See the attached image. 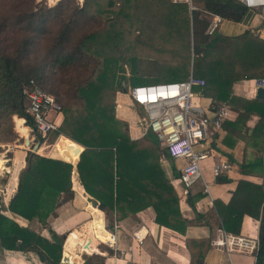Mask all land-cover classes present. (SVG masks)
I'll list each match as a JSON object with an SVG mask.
<instances>
[{
	"label": "trees",
	"instance_id": "1",
	"mask_svg": "<svg viewBox=\"0 0 264 264\" xmlns=\"http://www.w3.org/2000/svg\"><path fill=\"white\" fill-rule=\"evenodd\" d=\"M11 1L6 0V3L11 4ZM21 1L18 0V3ZM100 1L84 0L81 4H76L72 11L73 16L69 14L68 20H65L63 13L59 15L56 32L49 31L48 20L61 4L69 3V0H62L56 6L42 5L38 8L18 10L13 17L8 15L1 17L0 143H20L23 141L22 138L31 139L28 126L32 127L33 123L32 118L25 112V96L22 92L30 80L52 94L60 103L65 91L56 86L59 84V75L68 73L73 67L88 66L86 55L89 54L93 42L91 40H94L95 34L86 35L73 44L72 22L75 18L80 19L91 14ZM118 1L121 4L133 1L143 4V15L146 16L149 27H152L153 22L167 28L174 37L173 32L182 39L185 38L187 41L185 51L177 56L171 52L181 65L188 66L187 69L180 70L183 72L176 74L172 72L171 75L180 78L175 80L186 79L191 71L189 69L191 54L188 46L192 33L193 75L204 78L210 92L211 89H215L214 97L219 101H226L231 108H243L238 110L235 121L225 124L235 133H238L236 128L238 123H246V119L252 115L258 117L248 140L252 142L253 147L261 149L264 142V100L256 98L246 100L232 96L231 86L236 80L264 75V40L249 32L236 37L209 36L204 32L208 18H205L207 16L203 11L218 14L225 19L240 20L246 7L236 0H200L203 2L202 8L192 10L187 3H175L171 0H106V3L112 7ZM18 3L11 7L19 6ZM10 31L22 33L20 36H12L8 33ZM39 42L42 44L38 48ZM146 48L148 49H142L148 51L145 53L147 55L159 49L154 46ZM170 49L172 48L169 47L168 51ZM110 62L117 63L114 57H108L107 65L94 79L88 76L79 80L81 78L79 75L71 101L73 98L81 101V104L68 101L60 103L58 115L61 121L57 130L48 132L45 137L38 134L32 142L40 145L50 134L56 139L59 134H63L85 147L77 163L79 180L86 191L98 200V204L95 205L105 213L108 227L112 226L114 215L121 218L147 206L153 207L156 223L182 234L193 221L208 225L203 214L197 212L194 207L195 200L203 197L202 188L195 190L196 183L187 193L186 201L194 210V220L182 217L178 207V194L165 177L159 159L160 150L168 156L166 150L159 147L156 137L150 132L139 139H131L127 122L115 116L114 101L110 108L104 104V92L108 86L114 85L115 74L108 76L110 69H114L108 67ZM130 63L132 71L129 70L126 76L123 73V77L120 76L122 79L118 78L115 81L113 97L115 92L124 91L130 84L142 83L136 82L133 75L138 76L137 80L155 77H144L146 74L149 75L148 72L138 74L142 69L137 68L135 59L131 58ZM163 63L157 64V72L164 68ZM58 70L60 74L57 73ZM46 87L49 90H46ZM134 106L138 114L143 116L142 108ZM260 159L259 155L251 160L243 158L239 166L243 175L260 174L261 183L240 178L227 203L219 199L214 200L219 225L226 233L238 235L245 215L259 219L254 264H264V170L261 168ZM72 172L73 164L68 161L26 150L24 166L18 172L14 191L7 202V207L0 210L2 247L32 251L45 263L60 264L62 240L54 231H50L53 239L51 241L30 228L19 225L4 211L8 210L29 221L35 219L46 226L60 198L73 195ZM216 181L229 182L230 178L221 175ZM74 230L81 232L83 229ZM70 233L71 231L67 236H70ZM93 238L89 241L88 247ZM209 245V238H186L185 246L190 254L189 264H203ZM83 264L95 263L85 260Z\"/></svg>",
	"mask_w": 264,
	"mask_h": 264
},
{
	"label": "crops",
	"instance_id": "2",
	"mask_svg": "<svg viewBox=\"0 0 264 264\" xmlns=\"http://www.w3.org/2000/svg\"><path fill=\"white\" fill-rule=\"evenodd\" d=\"M192 2L196 7L193 0ZM202 6L203 4L200 5V7H196V9L202 8ZM203 12L209 19L210 14L212 13H208L206 11ZM245 32H249L254 36H258L259 39L264 40V15L261 14L258 10L246 7L245 13L240 20L223 18L217 31L213 35H220L223 37H236ZM254 79L255 78H247L234 81L231 86V95L246 100L254 99L256 93ZM211 90V93H214L213 95H215L216 91L213 92L215 89ZM216 101L226 102L219 101L218 99H216ZM114 102L115 116L118 119L127 122L130 138L136 140L143 136H146L148 132L144 133L143 126L135 121L136 118L137 120H139V116L135 111L134 104H132L126 92H115ZM228 107L230 110V115L223 124L222 132H220L217 136L215 148L221 153L222 157H225L231 162V169L226 175L228 178H230V181L218 182L213 177L212 182H207L205 180L209 186V192L212 202L209 203V197L204 193L203 197L196 199L194 202L195 210L203 214V217L207 220L208 225L193 221L186 227L185 232L182 234L176 230L156 223L155 211L151 206H147L135 213H129L121 218H117L114 215V220H116L119 224L114 243H110L109 241L107 243H100L98 240H94L96 241L95 246L93 244H90L89 249L84 251L81 248V244L77 245L75 242H71V239L73 240L74 237H71L70 239H68L69 236L67 237L66 240H70V243L65 244L64 252L73 251L78 255L77 260L73 257V255H69L73 264H83L85 260H90L95 264H189L190 254L185 246L186 238L210 239V245L204 256L203 264H228L229 261L234 264L229 254V250L231 249L236 254H250V264H254L256 250L255 247L258 244L259 219L257 220L253 217L245 215L241 223L240 233L238 235L229 234L220 227L219 216L214 206V200L216 199H219L223 203H227L230 200L232 192L235 190L237 181L240 178L248 179L257 183L262 182L260 174L257 173L255 175H243L241 174V169L239 166V163L243 160V158H245L246 160H251L257 155L260 156L261 149L258 150L253 147L252 142L248 140V137L250 136L252 128L254 127V124L256 123L258 117L252 115L251 117L246 119V123H238L236 127L238 133H235L225 124L229 121H235L238 115V110L243 108L239 106L238 109L231 108L230 106ZM55 121L58 125L61 121L59 115L55 117ZM60 135L63 136V134H59V136ZM68 138L71 139L70 137ZM71 140L80 146L79 149L77 148V150H74L73 147L68 150L70 156L76 159V161L69 159V161H71L73 164V172L71 176V189L73 191V195L71 197L63 196L62 198H60L59 204L55 209V212L49 217L46 226L42 225L35 219L29 221L23 217L9 212L8 210H5L4 213L9 215L19 225L28 227L51 241V232L54 231L59 236V238L61 237L63 244L65 237L70 231L71 233H75L77 230L74 229L76 228L80 230L85 229L84 225L88 221L90 222L92 220V210L93 208H96V210L98 209L102 213L103 227L106 231V236L108 235V240H112L111 235L113 234V221L112 226L108 227V221L105 213L100 210L97 205H95L98 204V200L86 191L85 187L79 180L77 163L80 157L78 156V153H80L84 146L73 139ZM58 143L59 142L56 143L55 148ZM29 144H32L31 139L29 140ZM20 146L18 145V148L22 151V148ZM25 152L26 150L24 151V155H19L20 160H18V163H20V166L17 165V160H13L12 162V171H14L15 167L18 166L16 174L15 176H13L11 181L14 182V188L17 182L18 172L24 166ZM209 161L211 164L212 159H210ZM160 163L163 168L165 177L170 181L169 183L174 187L178 194V207L181 216L188 220H194V210L186 201L187 195L182 196V194L180 193V186L178 184H175L176 182H172V180L175 179L177 175H179V169L183 165V161L172 160L167 156V160L160 159ZM261 168L262 170H264L262 163ZM196 183V187L199 186V188H202L203 192L202 183ZM80 187H82L81 190ZM14 188L9 195L8 200L12 195ZM195 190H198V188H195ZM8 200L6 202L3 200L2 206L0 205V210L2 207H7ZM93 221L95 230L97 224L94 219ZM139 227H143L144 231L146 232V235L143 238L141 244H138L134 239H132L131 236L132 232ZM94 233L97 239H99L100 241H104L102 240L101 236H98L96 232ZM224 237L234 238L235 240L242 239L243 242L241 245H231L227 250L224 245H220L216 241ZM88 243L89 241L87 239L85 245L83 246L84 249H86V245ZM62 261L63 260L61 256L60 264H62ZM0 264L48 263L41 261L39 257L32 251L6 249L0 244Z\"/></svg>",
	"mask_w": 264,
	"mask_h": 264
},
{
	"label": "rangeland",
	"instance_id": "3",
	"mask_svg": "<svg viewBox=\"0 0 264 264\" xmlns=\"http://www.w3.org/2000/svg\"><path fill=\"white\" fill-rule=\"evenodd\" d=\"M61 1L62 0H22L20 3H18V0H15L14 2L12 0L10 4V3H6V0H0V19L3 15L12 16L13 14H16L18 10H28L32 8H38L42 5H46L48 7L56 6ZM69 1H70L69 3L61 4L60 7H58V10H56L53 13V15L49 18L48 20L49 31L56 32L58 27L57 24L59 20V15L63 13V15L65 16L64 17L65 20H68L70 16L71 17L73 16L72 11L74 9V6L76 4H81L84 0H69ZM193 1L196 7L198 6L200 7V5L203 4V2L200 0H193ZM17 3L19 6L11 7L13 4H17ZM66 5H70V6L67 7ZM143 8H144L143 4H140L137 1L124 3V4H121V2L118 1L114 6L111 7V6H107L106 0L103 1L101 0L100 3L96 5L94 11H92L91 14L80 19L75 18V21L72 22V26H73L72 37H74L73 44H75L84 36L89 34H95V38L94 40H91L93 42L91 43L88 52L89 54L86 55V60L89 61L88 66L82 68H80V66L73 67L68 73L66 74L63 73V75H59V81H58L59 84L56 86L57 88H62L65 91L64 94H62L63 98L61 99L59 98L61 104L67 101L69 103L72 102L73 104L75 103L81 104V101L79 100L76 101L73 98L71 101L72 92L76 88L79 75H81V78L79 80L85 79L88 76H91V79H94L97 73L102 71L104 66L107 65L106 59H108V57H114L117 61V63H111V62L108 63L109 68H114V69H110V72H108V76L110 77L112 73L115 74V78L113 81L114 85L108 86L103 95L104 104L108 108L111 107V103L114 101L113 87L115 86V81H117L118 78H120V76L123 77V73H125L124 74L125 76L128 75L129 74L128 71L131 70V63H130L131 58L136 60L138 64L137 68L142 69L139 70L138 74L148 72L149 75L146 74L144 75V77L155 76L154 78H145V79L137 80L138 76L133 75V77L136 78L135 79L136 82L159 83L162 81H172L175 79H180L171 74L172 72L175 74L179 72H183L180 70H184L185 68L186 69L188 68V66L181 65L180 61L174 59L175 56L180 55V53L185 51L187 41L185 40V38L182 39V37L176 34L175 32H173V34L175 35L174 37L172 35V32L171 33L168 32L167 28L159 24L158 25L153 24L152 22V27H149L148 20L146 19V16L143 15L144 13L142 11ZM8 33L12 36H20L22 32L18 33L14 31H10ZM44 34L48 35L47 33ZM53 36H55V34ZM41 44L42 43L39 42L38 48L40 47ZM147 46H154L159 49H155V51H151V53L147 55L145 53H148V51L142 49V48L148 49L146 48ZM193 46H194V37L192 36L191 33L189 38V46H188V50L190 51L191 54V62L189 68L191 69L190 72H193V65H192ZM169 47L172 48L170 49L172 51L169 50L170 52L168 51ZM171 52H174L173 54L176 55L172 56ZM136 53L138 57L136 56ZM159 62L162 63L164 62L162 65L164 68L160 72H157L156 66L157 64H159ZM124 64L126 65L124 66ZM115 66H117L116 69ZM131 71L130 74H132ZM170 71L171 73H168ZM59 72L60 70L57 71V73ZM62 80H64V82H62ZM123 82L125 83V81ZM46 90H49V88L46 87ZM114 110H115V106H114ZM135 111L137 112L136 109ZM138 116H139V120H137L136 118L135 121L138 122V124L140 123L142 126H144V124L140 120L142 116L140 114H138ZM29 134H30V138H32L33 133H31L30 131ZM19 136L20 135H18V137ZM57 142H62V144L67 148V150H69L72 147L74 150H77V148L79 149L80 147L77 143H75L66 136L60 135L56 139L53 134H50L45 138V140H43L42 144L43 146H45V148L39 153L50 156V151H52L53 153V150L55 149V145ZM23 143H24V138L23 141H21L20 143H13V142L7 144L0 143V170H1L0 171V205L1 206L3 204L2 203L3 200L5 202L8 200V197L14 188V182L11 181L13 176H15L16 174V171L18 169L17 167L20 166L19 165L20 163H18L19 162L18 160H20L19 155L20 156L24 155V151L28 150V148L30 149V146L32 145L29 144L27 146ZM18 145L19 146L21 145L20 147L22 148V151L18 148ZM37 151L38 150H36V152ZM159 156L160 159L167 160V156L165 155V152H163V150H160ZM13 160L14 161L17 160L16 162L18 163V164L16 163L18 166L15 167L14 171L11 170ZM209 160L210 159H207L202 163V166L204 167L203 175L207 182H212L211 171L210 168H208V166L210 165ZM177 179L178 177L175 178V182H176L175 184L181 186V183ZM196 188H199V186H197ZM98 213L102 214L101 211H98ZM93 225H94V221L92 218L90 222L88 221L84 225L85 229H83L81 232L77 230L75 233H70L68 239L74 237L73 240L71 239V242H75L77 245L82 244L83 246L85 245L86 240L88 239V241H90L92 237L94 238L92 239L90 244H93L94 246L96 244L95 243L96 241L94 240H98L100 243L101 242L107 243L106 241H100L99 239L96 238ZM66 239L67 238H65L64 240V246L65 244L70 243L69 242L70 240H66ZM87 247L88 244L86 245V249ZM229 252L234 264H250V257H249L250 254H246V253L236 254L232 251V249L229 250Z\"/></svg>",
	"mask_w": 264,
	"mask_h": 264
},
{
	"label": "built area",
	"instance_id": "4",
	"mask_svg": "<svg viewBox=\"0 0 264 264\" xmlns=\"http://www.w3.org/2000/svg\"><path fill=\"white\" fill-rule=\"evenodd\" d=\"M172 2L187 3L189 8L196 9L192 0H171ZM245 7L258 10L264 15V0H237ZM223 17L218 14H210L206 35H213ZM122 84H124L122 82ZM257 87L264 88V75L254 79ZM132 104L142 108L144 115L140 118L144 124V133H152L161 149L166 150L172 160H182L183 165L179 169L178 181L181 183L180 193L186 196L189 188L196 182L203 185V193L212 202L208 183L203 176L202 163L212 159L209 168L214 179L221 175H227L231 169V162L222 157L216 150L217 136L223 130L225 120L229 118L230 110L226 102H218L207 87L206 80L196 77L192 72L183 80L162 81L156 83H138L124 88ZM25 96V112L32 118L30 131L34 132L31 138L34 141L36 135L45 137L50 131L57 130L55 117L60 112V103L55 97L41 89L33 80L22 90ZM32 144H34L32 142ZM260 158L264 168V142L261 148ZM175 182V179L172 180ZM119 228L116 220H113L112 240ZM146 232L139 227L132 232V239L141 244ZM225 248L242 244V239L221 238L216 240ZM81 248L86 251L87 249ZM257 248V246L255 247ZM62 264L69 263L62 259ZM228 264H232L230 261Z\"/></svg>",
	"mask_w": 264,
	"mask_h": 264
},
{
	"label": "bare ground",
	"instance_id": "5",
	"mask_svg": "<svg viewBox=\"0 0 264 264\" xmlns=\"http://www.w3.org/2000/svg\"><path fill=\"white\" fill-rule=\"evenodd\" d=\"M44 148H45V146H43V144L38 145V148H37L38 151L37 152L42 151ZM50 156H52V157L54 156V158L62 159V160H65V161L68 160V162H71V161H69V159L70 160H73V161H76L75 158H73V157L70 156V154L68 153L67 148L62 144V142H59L57 144L56 148L53 150V153H52V151H50ZM81 189H82V187H80V190ZM92 216H93V219L95 220V222L97 224L96 227H95L94 232H96V234L98 236H101L102 237V240H104V241L107 240L106 242H108L109 241L108 240L109 237H108V235L106 236V231H105V229L103 227V216H102V214L98 213V211L96 210V208H93V210H92ZM66 253H67L68 256L69 255H73V257L76 260L78 259V255L75 252H73V251H66Z\"/></svg>",
	"mask_w": 264,
	"mask_h": 264
},
{
	"label": "water",
	"instance_id": "6",
	"mask_svg": "<svg viewBox=\"0 0 264 264\" xmlns=\"http://www.w3.org/2000/svg\"><path fill=\"white\" fill-rule=\"evenodd\" d=\"M255 98L258 99V100H264V88H262V87H257V88H256ZM24 123H25V119H24ZM24 144H25V145H29V139L25 138V139H24ZM37 148H38V144H32V145L30 146V149H31L32 151H36ZM84 149H85V147H83L82 150L80 151V153H79V157H80V154L82 153V151H83ZM49 157L54 158V157H52V156H49ZM55 159H57V158H55ZM65 238H66V237H65ZM64 240H65V239H64ZM62 248H63V249H62V259H63V257H64V259H66L69 263H72V261H71V259H70V256H68L67 253L64 252V242H63V247H62Z\"/></svg>",
	"mask_w": 264,
	"mask_h": 264
}]
</instances>
